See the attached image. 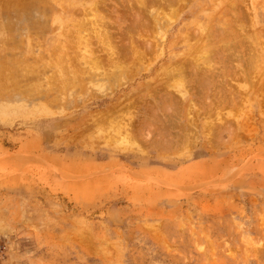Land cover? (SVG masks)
<instances>
[{
	"label": "rangeland",
	"instance_id": "374dc122",
	"mask_svg": "<svg viewBox=\"0 0 264 264\" xmlns=\"http://www.w3.org/2000/svg\"><path fill=\"white\" fill-rule=\"evenodd\" d=\"M95 1L0 0V264H264V0Z\"/></svg>",
	"mask_w": 264,
	"mask_h": 264
},
{
	"label": "bare ground",
	"instance_id": "6f19581e",
	"mask_svg": "<svg viewBox=\"0 0 264 264\" xmlns=\"http://www.w3.org/2000/svg\"><path fill=\"white\" fill-rule=\"evenodd\" d=\"M150 0H148V2H149ZM152 1V0H151ZM151 1L149 2V4L151 3ZM160 1L161 0H153L152 1V3L151 4H153V3H155V4H158V5H156L157 7H159V4H160ZM177 1H180V0H177ZM134 2H135V4L136 5H140V7H142V5L144 4V6H143V8L141 9L140 7V11L142 10H146L147 9V7H150L151 6V4L150 5H146V4H148V2H147V0L146 1H144V0H134ZM133 2V3H134ZM158 2V3H157ZM167 2H169V0H166V4H168V6H170L171 4L170 3H172L173 1H171V2H169V3H167ZM104 3L105 2H103L102 0H96L95 2H93V8L92 9H90V12H92L93 13V15H95V16H93V17H95V20L96 21H94V22H89V21H87V22H85L86 24H84L83 22V25L80 23L78 26H80V27H78L79 28V30L80 31H86V30H89L90 32H93V36L94 37H96L97 38V40H98V42L100 43V44H102V46L103 47H109L112 43H114L115 41V39L117 40V41H121V40H123V38H127V39H125V40H127L128 41V43L127 44H130L129 43V41H131V40H129V39H133L134 37L132 36L133 35V33L130 31V34H129V36L127 35L129 32H128V29L130 30V28L132 29V30H134L133 28H137L138 26L136 25L137 24V22H132V24L130 25V27L127 29V31L125 32L126 33V35L127 36H125V33L124 34H122V32H121V34H119V36L117 37L116 35H111L110 34V32L108 31V27H109V25H108V23H109V18H108V13L104 10ZM128 3V2H127ZM146 3V4H145ZM162 3V2H161ZM155 4H153L152 6H154ZM170 4V5H169ZM121 5H123L122 3H121ZM146 5V6H145ZM124 6H125V8H124ZM165 7H167L166 5H164ZM136 7V6H135ZM135 7H133V5L131 6L130 4H126L125 3V5H123V6H121V8L123 9V11H125L126 12V10H127V12H128V14L129 15H132L131 13H133V12H135V13H137V9H136V11L134 10L135 9ZM144 7H146V8H144ZM155 7V6H154ZM157 7H155V8H157ZM161 7V8H160ZM159 8H160V10L162 9V8H164L163 7V5H161ZM159 8L154 12L155 13V15L153 16V15H150V16H152L153 17V20H150L151 19V17H149L148 19L146 18H144V21L146 22L147 20L148 21H150L151 23H152V21H153V23L152 24H154V26L156 25L157 26V24H159V20H161V17H163L162 15H164V14H162V13H160V16L159 15H156V13L157 12H159ZM116 9V8H115ZM118 10V9H117ZM161 12H163V10H161ZM134 13V14H135ZM140 13V12H139ZM143 13H145V12H143ZM138 14V13H137ZM141 14V13H140ZM140 14H138V16H140ZM151 14V13H150ZM159 14V13H158ZM162 14V15H161ZM137 16V15H136ZM145 17H147V16H145ZM142 18V19H143ZM112 19V18H111ZM115 19V18H114ZM113 20V19H112ZM117 20V19H116ZM147 21V22H148ZM144 22V23H145ZM145 23L146 24V26L144 25V29H143V26H142V30H147L148 31V27H149V25H151L150 24V22L149 23ZM133 25L135 26V27H133ZM74 26V25H73ZM77 26V25H76ZM148 26V27H147ZM159 26V25H158ZM231 28V27H230ZM138 29V28H137ZM147 31L145 32V33H147ZM128 32V33H127ZM131 33H132V35H131ZM125 36V37H124ZM130 36H131V38H130ZM77 37H78V42L76 41V38H75V41L79 44L80 43V45L82 44V46L84 45V47H85V53H88V55L86 54V56H87V58L85 59V64H87L89 67H90V69L89 70H87L86 69V71H85V73L84 72H81V71H78L77 72V74H76V72L75 73H73V74H69V72H65V76H62L61 74V76H60V80H59V84H60V86H63L64 87V89L65 90H67L68 91V94L70 95L73 91H81L83 88H85V82H87V81H91V80H93L94 78H103V77H105V76H107V73H111V71L110 72H106V70L105 69H107V68H102V67H104V66H102L101 67V65H99V60L98 59H95L96 57H97V55H96V53L98 52V51H96V52H94V51H92L88 46H91L92 45V43H91V40H90V38H87V37H84V35L83 34H79L78 32H77ZM129 37V38H128ZM91 38H92V36H91ZM124 41V40H123ZM131 42H135V38L133 39V41H131ZM258 43V42H257ZM122 44V43H121ZM132 45H134V44H132ZM122 46V45H121ZM126 46V45H125ZM124 46V47H125ZM123 47V46H122ZM123 47V48H124ZM126 48V47H125ZM129 48V47H128ZM128 48H126V49H128ZM121 49V48H120ZM126 49H121V50H117V51H113L112 52V59H110V60H112L113 62H111L109 59H107V66H109L110 68H113V69H120V71H122L121 69V64L120 63H117V62H114V61H119V62H125L127 59H129L130 61H131V63L133 62V63H135L134 61H139L140 59H142V53H139V52H137L134 48H131V50H130V48L128 49V50H126ZM138 50V49H137ZM145 51V50H144ZM143 51V52H144ZM77 52V51H76ZM140 52H142V51H140ZM147 52V51H146ZM78 53V52H77ZM84 53V52H83ZM84 53V54H85ZM116 54V55H115ZM144 54H146V53H144ZM75 55H79V54H75ZM65 56V55H64ZM73 56V55H72ZM80 57H82V56H80ZM102 57V56H101ZM101 57H100V59H101ZM65 58H67V57H65ZM76 58H77V56H76ZM84 58V57H83ZM98 58V57H97ZM68 59V58H67ZM71 59V58H70ZM263 59V58H262ZM75 60V59H74ZM80 60V59H79ZM83 60V59H82ZM103 60V59H102ZM77 60H75V62H76ZM82 62H84V61H82ZM82 62H80V63H82ZM101 62V61H100ZM79 63V62H78ZM128 63V62H127ZM102 64V63H101ZM106 65V64H105ZM124 65V64H123ZM133 65V64H132ZM83 66V65H82ZM117 66H118V68H117ZM75 68V67H74ZM109 68V69H110ZM76 69V68H75ZM111 70V69H110ZM74 71V70H73ZM119 71V70H118ZM124 71V70H123ZM76 92V93H77ZM45 103V102H44ZM76 104V103H75ZM48 105H51L50 103L48 104H46L45 103V107L42 109L41 107L39 108H37V109H35L33 112H39V114H41V115H51V114H54V113H59L60 111L58 110V109H55L56 108V106H55V108H53V105H51V107H46V106H48ZM78 105V104H77ZM76 105V106H77ZM43 107V106H42ZM63 108V107H62ZM61 109V108H60ZM55 115V114H54ZM130 130H131V127H130ZM127 131H129V129L127 130ZM127 133V132H126ZM132 133H133V131H132ZM132 133L130 134V132H128L127 134H128V139L129 140H132V139H130V136L132 135ZM126 134V135H127ZM130 134V135H129ZM132 137V136H131ZM134 137V136H133ZM112 138V137H111ZM135 138V137H134ZM126 139V138H125ZM124 143H126L127 145H128V143H127V140H124ZM190 144V143H189ZM188 144V145H189ZM132 146V145H131ZM189 147H190V145L189 146H187V148L189 149ZM14 159V158H13ZM10 162V161H9ZM17 162V161H16ZM23 162H25V161H23ZM27 163V162H26ZM14 164H19V163H14ZM13 164V165H14ZM11 165H12V163H11ZM20 165V164H19ZM18 165V166H19ZM22 165V164H21ZM20 165V166H21ZM23 166H24V164H23ZM13 167V166H12ZM17 167V166H16ZM21 168V167H20Z\"/></svg>",
	"mask_w": 264,
	"mask_h": 264
}]
</instances>
